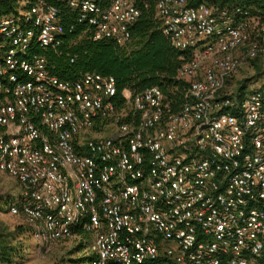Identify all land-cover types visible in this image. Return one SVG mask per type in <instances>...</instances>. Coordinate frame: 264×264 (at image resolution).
<instances>
[{"label": "built area", "instance_id": "obj_1", "mask_svg": "<svg viewBox=\"0 0 264 264\" xmlns=\"http://www.w3.org/2000/svg\"><path fill=\"white\" fill-rule=\"evenodd\" d=\"M56 1L81 36L121 46L141 15L140 0ZM64 14L21 0L0 19V172L22 186L10 212L43 243L88 234L89 264H264V85L242 101L226 90L264 53V27L255 40V20L156 0L163 34L190 53L184 101L175 111L160 87L127 88L118 109L113 76L64 80L35 50L76 29Z\"/></svg>", "mask_w": 264, "mask_h": 264}, {"label": "trees", "instance_id": "obj_2", "mask_svg": "<svg viewBox=\"0 0 264 264\" xmlns=\"http://www.w3.org/2000/svg\"><path fill=\"white\" fill-rule=\"evenodd\" d=\"M50 3L65 10L62 21L67 29L76 25L74 31L67 30L60 46L35 49L47 58L54 74L64 80H76L87 72L113 76L117 95L111 101L118 109L126 104L122 96L125 89H131L136 94L154 86L162 89L175 111L180 108L188 83L178 80L177 73L181 64L190 58V53L173 47L163 34L161 24L155 17L156 0L138 2L141 15L131 26V47L129 44L121 46L113 40H91L81 36L84 26L76 21L73 12L56 0H50ZM187 3L189 7L195 8L205 4L214 8L217 14L226 11L235 24L255 20L258 26L253 24V38L262 40L260 29L264 27V0H187ZM20 7L21 0H0V19L17 15ZM249 62L260 72V76L264 75L260 56ZM230 83L231 79L227 81V87ZM244 90L245 87L240 86L234 93L238 101L245 97ZM14 205H19V200ZM2 236L0 233V238ZM1 243L0 264L1 261L9 260L11 250L6 241L3 243L0 240Z\"/></svg>", "mask_w": 264, "mask_h": 264}, {"label": "rangeland", "instance_id": "obj_3", "mask_svg": "<svg viewBox=\"0 0 264 264\" xmlns=\"http://www.w3.org/2000/svg\"><path fill=\"white\" fill-rule=\"evenodd\" d=\"M131 44H129L130 47ZM259 56L262 71H264V53H260ZM259 73L252 63L248 62L231 79L227 87L228 93H236L238 87L242 86L245 87L244 92L248 94L264 85V75L260 76ZM125 111L127 112V109ZM103 122L98 132L110 135L115 131L112 117L106 118ZM21 192L22 186L18 181L0 172V233L3 234L0 240L3 243L6 241L9 245L8 249H11L9 260L1 261V264H89L90 236L88 234L43 243L33 235L32 228L22 215H13L10 212L12 205L20 199Z\"/></svg>", "mask_w": 264, "mask_h": 264}]
</instances>
